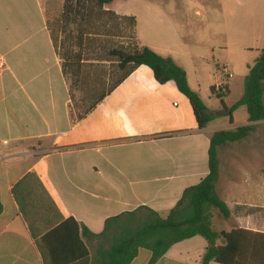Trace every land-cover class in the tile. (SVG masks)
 <instances>
[{"label": "crops", "instance_id": "crops-1", "mask_svg": "<svg viewBox=\"0 0 264 264\" xmlns=\"http://www.w3.org/2000/svg\"><path fill=\"white\" fill-rule=\"evenodd\" d=\"M63 3L56 7L59 13ZM133 4L138 10L121 11L117 0L104 9L134 17L139 45L172 58L199 96L206 85L216 87L210 86L213 80L202 66L210 55L205 56L204 50L195 54L191 48L204 42L205 36L183 41L182 27L172 22L161 4L155 0ZM47 6V0H0V264H43L38 248L41 235L68 218L98 235L107 219L140 207L168 212L185 189L208 175L209 138L227 129L210 127L212 122L199 129L188 100L172 82L158 84L145 66L77 120L50 37L49 12L56 9L48 12ZM210 30L229 36L231 26L216 23L208 25ZM212 62L219 84L225 62L214 58ZM229 125L237 127L233 121ZM233 144L217 153L214 192L230 217L224 220L225 228L220 221L216 232L239 228L264 234V169L253 175L252 169L239 167L238 153H231ZM27 174L37 177L57 210L37 212L35 238L12 193ZM26 199L43 201L34 192ZM205 241L196 236L174 244L155 264H202ZM98 242L87 243L91 264ZM150 257L149 251L140 249L131 264H148Z\"/></svg>", "mask_w": 264, "mask_h": 264}, {"label": "trees", "instance_id": "trees-1", "mask_svg": "<svg viewBox=\"0 0 264 264\" xmlns=\"http://www.w3.org/2000/svg\"><path fill=\"white\" fill-rule=\"evenodd\" d=\"M113 1L64 0L58 20L48 23L55 52L61 60L63 76L65 79L70 76L68 88L72 108L75 104L78 110L76 119H83L137 68L145 66L151 70L158 84L172 82L175 85L188 100L198 128L205 129L213 117L199 94L190 88L185 71L176 65L172 58L161 57L151 49L141 47L136 39V19L121 17L104 9ZM100 19L111 23L127 22L129 32L126 39L130 41L125 45H111L105 52V57L96 55L95 58L83 60L87 42V46L94 47L93 42L86 37L99 35L94 27ZM71 26H78L80 31L77 37L80 42L77 47L80 55H72L73 51L65 45V54L60 55L55 28L61 30L62 27ZM87 30L92 32L86 33ZM88 61L93 64L107 63L114 66L116 72H121L120 76L98 96L95 95L96 84L91 86L89 76L82 75L80 71L82 63ZM224 89L222 94H216L215 87H211L209 92L216 94L223 104L222 99L229 92L227 84H224ZM74 90L84 93L85 97L76 100ZM240 107H245L249 125L212 133L208 141V175L197 185L185 189L173 209L166 213H158L147 207H140L133 212L119 214L107 219L102 233L98 235L90 233L84 226L80 227L72 218L62 220L41 235L38 248L43 264H91L87 249L89 239L99 240L92 259L95 264H131L140 249L149 251L151 257L148 264H155L171 246L196 236L202 237L207 243L202 264L211 262L264 264V234L239 228L220 233L212 229L214 216L212 211L215 210L224 220L230 217L228 207L214 192L219 174L218 150L245 140L255 131L256 122L264 121V49L261 50L254 65L249 67L242 97L228 111L226 110L230 123L232 113ZM33 192L43 201H26V196ZM12 193L19 213L24 218L32 238H35L34 222L37 212L41 209L49 210L50 207L57 212L55 206L34 174H27L13 187ZM2 212L0 198V215ZM218 241L221 242L220 245H217ZM58 246L62 251L56 249Z\"/></svg>", "mask_w": 264, "mask_h": 264}, {"label": "rangeland", "instance_id": "rangeland-1", "mask_svg": "<svg viewBox=\"0 0 264 264\" xmlns=\"http://www.w3.org/2000/svg\"><path fill=\"white\" fill-rule=\"evenodd\" d=\"M134 0H117V7L123 10H138V7L133 4ZM172 15V22L179 25L183 29V41L195 40L197 37H203L204 42L198 44L192 50H196L195 54L204 50V55H210L207 61L202 64L204 73L208 79H212L213 83L210 86H216L218 76L214 73L212 58L218 62H225L228 71L233 74V79L226 81L229 86V92L223 97V104L217 98L216 94L209 92L210 87L207 85L201 90L207 107L213 117L210 127L225 126L227 129L236 127L230 126V117L226 114V110L235 105L243 95L244 80L248 75L249 67L253 66L260 52L264 49V0H238L239 2L229 5L227 0H155ZM47 10L51 11L52 7L56 10L49 12V22L53 23L58 20L59 10L62 5V0H47ZM58 9H57V8ZM229 8V9H227ZM214 12V13H213ZM55 13V14H54ZM220 24L223 27L227 24L231 26L229 36L225 34H215L212 30L208 31V25ZM93 30V29H92ZM92 30H90L92 32ZM99 35L88 36L93 42L94 47H89L88 42L84 49L83 60L92 59L100 55L105 57V52L113 44H126L129 26L123 22H108L105 19H100L99 23L94 27ZM55 37H57V47L60 55L65 54L64 45L73 51L72 55H80L78 46V26L55 28ZM86 31V33H90ZM80 32V31H79ZM119 36V37H117ZM125 37V38H124ZM190 45H193L190 43ZM76 59V58H75ZM198 63V62H197ZM200 63V62H199ZM81 74L89 76V83L92 86L96 84V93L99 95L112 84L121 74L116 72L114 66H109L107 63H92L91 61L82 63ZM110 72V73H109ZM211 75V77H210ZM70 76L67 77V82L70 83ZM210 77V78H209ZM217 84V85H216ZM76 100L85 97L84 93L73 91ZM200 96V97H201ZM73 110L77 113V108L73 104ZM247 113L245 107H240L232 113V121L237 127L243 125L247 121ZM231 153L237 154L239 167L253 171V175H261L260 170L264 169V121L256 122L255 131L250 138L243 140L237 144H233ZM237 167V168H239ZM240 173H235L238 176ZM213 215L217 212L212 211ZM214 219V217H213ZM220 221L224 219L219 217L212 221V229H219Z\"/></svg>", "mask_w": 264, "mask_h": 264}, {"label": "built area", "instance_id": "built-area-1", "mask_svg": "<svg viewBox=\"0 0 264 264\" xmlns=\"http://www.w3.org/2000/svg\"><path fill=\"white\" fill-rule=\"evenodd\" d=\"M2 66V63L0 64ZM232 77L231 73L228 71L226 66L221 67L220 71V83L215 87V91L218 94L224 93V84H226V81H228Z\"/></svg>", "mask_w": 264, "mask_h": 264}]
</instances>
